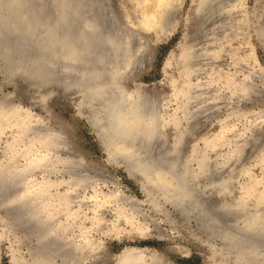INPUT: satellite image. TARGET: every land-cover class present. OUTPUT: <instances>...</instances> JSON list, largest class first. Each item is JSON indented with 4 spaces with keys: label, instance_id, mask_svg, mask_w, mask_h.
Returning a JSON list of instances; mask_svg holds the SVG:
<instances>
[{
    "label": "rangeland",
    "instance_id": "rangeland-1",
    "mask_svg": "<svg viewBox=\"0 0 264 264\" xmlns=\"http://www.w3.org/2000/svg\"><path fill=\"white\" fill-rule=\"evenodd\" d=\"M103 1L98 2L104 4L99 13L107 22L116 18L114 26L125 30L121 32L125 37L128 34L130 44L141 40L146 45L144 58L125 75L124 84L140 89L147 105L161 112L170 142L185 134L182 144L189 155L197 150L207 154L223 165L226 176L237 168L230 181L231 193L223 191L212 198L218 203L229 197L238 204L234 214L238 216L233 217L236 225L244 227L240 217L247 208L264 214V0ZM84 13L74 22L81 24ZM216 15L221 21L214 20ZM25 38L22 46L29 48L34 37ZM193 50L196 55L191 54ZM9 51L10 55L15 52ZM171 53L170 64L164 66ZM47 59L40 58L37 64L50 62L53 69L60 64L55 67L56 62ZM0 60V104L30 112L28 118L11 117L0 128V160L7 169L16 167L7 170L6 182L16 198L27 200L11 207L16 201H0V264H46L47 256L55 258V264H70L71 250L58 246L60 253L67 252L56 258L45 246L49 235L55 232L62 239L64 231L70 232L68 239L78 259L85 258L80 264H124L129 251L156 255L160 264H240L228 240L197 216L162 200L161 206L150 201L157 198L154 186L103 145L91 124L84 86L62 90L57 81H45L49 72L36 76L19 70L6 63L1 52ZM63 66H58L63 70L60 78L80 74L78 68L70 72ZM27 121L33 130L25 129ZM51 133L61 135L63 143L52 146ZM196 164L193 160L194 168ZM29 199L42 210L25 203ZM20 206L25 207L18 210L22 218L16 212ZM31 208L36 212H30ZM31 218L40 228L50 226L44 241L38 239L40 228H35ZM143 262L139 256L135 264ZM251 264L264 262L252 260Z\"/></svg>",
    "mask_w": 264,
    "mask_h": 264
},
{
    "label": "bare ground",
    "instance_id": "bare-ground-1",
    "mask_svg": "<svg viewBox=\"0 0 264 264\" xmlns=\"http://www.w3.org/2000/svg\"><path fill=\"white\" fill-rule=\"evenodd\" d=\"M99 1L0 0V23L3 25L5 24V26L0 27V52L4 55L6 63L9 62V64H13L18 67L17 69L19 70L26 69V71H31V73L33 72L36 76H44V74L49 72L51 76L49 80L45 81H57L62 90H65V88L71 89L84 86L88 92L89 100L87 103L91 109V124L100 136L103 145L106 146L110 155H119L131 168H135L139 171L144 180L154 186L155 190L158 192L155 197L158 199L152 197L150 201L153 202L155 206H159L160 200H162L174 205L184 214L197 216L209 229L228 240L232 247H230L231 251L236 253L237 260L240 264H251L252 260H263L264 262V214H260L259 211L257 212L256 210L253 212L251 208L250 210H248V208L246 210L244 209L246 215H244V213L242 215L243 218L239 216L240 219L244 221V227L241 228V225L238 226L235 224V218L233 219V217L238 216H234L235 207H238V204L230 200L229 197L218 203L212 199L213 195H217L223 191L226 192V194H228L227 191L231 193L229 189L230 181L237 168L235 169L229 166V168H232L230 171L234 172L226 176L223 172L224 169L221 168L223 165H219L209 157L207 158V154L203 155L197 150L189 155L187 148L182 144V141L185 139V134L176 137L173 142L168 140L164 132V127L166 126L163 127L164 122H162L161 119L163 117L160 118L159 116L161 112L158 114L157 109L150 108L147 105V98L143 97L140 89L134 88L132 90L123 82L125 75L133 72L134 67L138 66L137 64L144 58L146 45L138 39V41H135V44H130V42H128L127 32L125 37L121 32L124 31L125 33V30H122V28L120 30V28L114 26L113 23L117 24L118 20L115 18L116 22L112 23V20L110 21L111 18H107V22L104 17L105 15L103 16L99 13V6H104V4L98 3ZM48 2H50L51 5L48 4ZM36 6L40 7L36 8ZM104 9L107 10L106 6ZM84 10L83 22L81 24L78 22L76 23V21L74 22L75 19H78L77 15ZM219 12H222V9L221 11L219 10ZM111 13L112 12L109 14ZM109 14L107 13L106 16L111 17ZM217 17L214 20L217 19V21H221L219 19L221 17ZM203 24L205 23L203 22ZM122 25L120 24V26ZM28 36L34 37V39L32 38V44L29 48H26L27 46H22V42L26 39L25 37L28 38ZM27 42L30 43V41ZM191 46L193 47L194 45ZM8 49L15 50V52L10 55L9 52L11 51ZM186 51V49L185 51L183 49L182 52L184 55L187 53ZM196 52L197 51H195V53ZM193 53L194 50L191 54L193 55ZM172 55V53L168 55L164 62V66L170 64ZM47 57L51 59L53 63L56 62L55 67L56 64L60 62L59 65H64V69H70V72L73 71L74 68H78L79 70L77 71H80V74L68 73L69 75L64 74L66 77L63 75L65 78H60L63 70H60L58 67L59 65L57 66L59 69H56L57 67L53 69L54 67H50V62H48L50 65L47 63L37 64L38 59L42 58L44 60L47 59ZM65 61H67V63H65L66 65H61V63ZM75 61H78V63L80 62V65L76 66L74 63ZM189 66L190 65H188V67ZM190 68H192V64ZM189 88H191V86H189ZM193 98L195 99V97ZM156 106L157 108L159 107L158 105ZM19 114L24 118H28L30 112L14 104L11 106H2L0 104V128L7 124L11 117L15 115L18 116ZM24 123H26V130L31 129L28 121ZM48 129H50V127ZM51 134L54 138V141L52 140L51 142L52 146L55 147L57 144L63 143L60 138L61 135L59 136L57 133ZM241 154L240 156H242ZM193 160L195 162L197 161L196 168L192 165ZM214 164L215 166L217 164V166L215 167ZM238 165H240V163H238L237 166ZM9 166H12V164ZM33 166H35V164H33ZM7 168V164L0 160V201H12L13 203L16 201L14 205L10 204L11 207L17 205L23 199H21L20 196H18L20 199L18 197L16 198V195L9 190L10 185L6 182L7 180L5 178L7 176L5 173L13 167ZM14 168L16 167L14 166ZM12 173L13 172H11V175ZM15 174L17 175L18 173L16 172ZM13 180H15V178H13ZM19 181L20 179L17 180V183ZM30 195L31 191L29 189L27 191V196L30 197ZM23 196L26 195L24 194ZM24 201L27 200L24 199L22 202ZM4 203L2 206H4ZM25 203L31 206L33 204L34 206V199H29V202ZM35 203L37 204V202ZM6 205L7 204H5V206ZM35 207L40 206H34V209L37 210ZM19 208H17V211L15 210L18 214L20 213L18 210H21L23 207ZM23 209H25V207ZM34 209L32 210L31 208L30 212L33 213ZM39 210L42 209L40 208L37 211L39 212ZM239 210L237 209L238 212ZM19 217L22 218L20 214ZM36 219L44 224L42 218L36 217ZM45 220L47 219L45 218ZM28 222L30 223L31 221L29 220ZM32 222L35 224V221L32 220ZM37 226L38 225H36L35 228H37ZM47 228L48 227H46V229ZM46 229L42 227L37 230L39 240L43 238L42 241H44V236L49 235ZM52 230L55 231V228ZM69 233L68 231H64V235L62 234L64 238L62 237V239L61 236L55 235V232L53 233L54 237L49 235L45 245L46 249H49L50 253V250H52V257L53 254H56L57 256L55 255V257L58 258L59 254L64 257V254L67 252L60 253L58 251L60 246H64L68 251L71 250L74 253L69 254L70 258L68 260L65 258V260L69 261L70 264H80L85 258H82L83 260L78 259L79 254H75V250L73 251L74 244L68 239ZM56 239H59L58 241L63 242V244L56 241ZM60 243L62 245H59ZM42 244L41 248L44 247H42ZM76 247H78V245ZM141 252L129 251L125 254L126 257L122 259V261L124 264H135L139 256H142L144 262L138 264H160L158 256ZM44 253L48 252L46 251ZM49 257L51 256L44 257V262L46 264H55V261H52V259L55 260V258L50 259Z\"/></svg>",
    "mask_w": 264,
    "mask_h": 264
}]
</instances>
